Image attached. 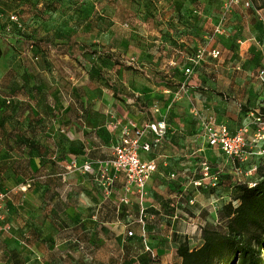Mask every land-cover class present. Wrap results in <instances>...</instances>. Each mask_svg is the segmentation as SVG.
Listing matches in <instances>:
<instances>
[{
    "label": "rangeland",
    "instance_id": "rangeland-1",
    "mask_svg": "<svg viewBox=\"0 0 264 264\" xmlns=\"http://www.w3.org/2000/svg\"><path fill=\"white\" fill-rule=\"evenodd\" d=\"M44 1L51 2L0 0V12L3 13L0 17V47L3 51L0 59V190L9 195L4 207L6 219L0 221L3 241L0 264H69L72 258L66 242L70 231L65 221L61 220L57 226L52 221L54 215L50 220L49 210L46 213L47 209L40 205L36 209L35 197L24 199L26 191L24 180L19 177V151L8 152V144L17 145L22 140L19 134L10 131L28 125L31 120L19 115L22 112L19 105L25 104L27 93L20 92L14 82L19 84L20 81L21 84L36 76L38 70L35 66L55 67L41 72L48 79L49 89L60 86L66 95L64 98L69 102L72 98L75 100V104H68L67 109L75 110L72 114L78 125L89 118L92 122L97 121L94 117L95 98L104 97L102 101L112 113L116 111L115 106L121 105L114 100V91L102 78L111 80L121 95L138 96L150 110L162 114L167 120L166 139L173 142L177 157L187 159L188 167L196 164L188 159L199 157V150L204 146L200 128L202 118L213 116L241 128L246 125L247 113L262 104L257 74L264 68V24L251 10L239 8L229 16L227 35L210 44V48L222 51L221 58L205 59L188 77L184 74L188 63L186 58L199 46L208 44L224 11L222 0H73L72 3L64 0L55 9L48 7L40 16ZM253 1L255 8H260L263 2ZM12 15L21 21L22 30L14 26L10 19ZM103 33H109L105 40L101 37ZM25 38L37 43L38 61L24 55ZM24 64L31 66L35 73H24ZM83 75L90 77V97L85 96V101L87 91L78 87L86 84L82 81ZM55 98L49 94L48 101ZM8 100L11 104L7 103ZM45 100L46 97H41V101ZM46 102H39L43 113L50 108ZM124 104L126 108L130 106ZM40 119L42 127L60 120L56 115H45ZM148 119L150 116L144 113L143 120ZM107 121L110 122L109 117ZM104 152L109 156L112 154L111 148ZM229 161H215L228 176L221 185L198 190L194 185L188 188L184 208L191 207L195 211L200 208L198 215H205V227L219 226V211L212 212V206L204 209L199 199L209 202L212 196H216L227 204L233 200L234 181H246L244 174L234 175L232 161ZM257 161L254 157L251 159V162ZM194 168V174L199 177L198 165ZM55 205L62 207L60 203ZM8 226H11L9 231L6 230ZM136 244L140 252L142 246ZM109 250L106 246H91L87 263L110 264L113 258L116 263L125 264L121 253L114 251L115 257H110ZM138 262L136 259L131 261L132 264H141Z\"/></svg>",
    "mask_w": 264,
    "mask_h": 264
},
{
    "label": "crops",
    "instance_id": "crops-1",
    "mask_svg": "<svg viewBox=\"0 0 264 264\" xmlns=\"http://www.w3.org/2000/svg\"><path fill=\"white\" fill-rule=\"evenodd\" d=\"M0 17H3L2 12H0ZM108 34L103 33L102 40H105ZM35 68L38 70L36 76L27 78L21 84L19 81L20 85L14 82L20 92L27 93V96H24L25 104L19 105L22 110L19 115L31 118V120L28 125L17 127L19 130L14 128L10 131L12 134H19V138L22 140L17 145L8 144L9 153L16 149L19 151V177L24 180L23 186L26 191L23 195L24 199L27 201L30 196L35 197V201L38 202L34 205L36 209L39 205L45 207L46 213H49L48 210L50 211V220L54 215L52 221L56 224L61 220L65 221L70 231L66 240L67 246L71 248L69 253L72 255L69 264H88L87 257L91 252V246H106L110 249V257H115L113 252L118 251L122 254V263L125 264H132L131 261L135 259L141 264H154L149 261V256L142 243H140L142 249L140 252L137 251L136 243L141 236L137 224L139 206L120 207V199L123 195L121 182L123 181L119 182L114 197L107 200L101 191L93 185L88 175L82 171L68 172V167L73 162L82 165L90 161L98 166L111 157L104 151L112 149V146L120 139V133L113 131L111 127L116 119L121 122L133 121L143 125L151 120V117L144 121V113L130 100L126 102L130 105L127 106L128 108L124 107V103H120L121 105L115 106L117 112L113 111L114 113H112L106 109L105 102L102 101L104 97H102V99L95 98L97 105L94 117L97 118V121L92 122L89 118L82 121L81 125L75 124L74 114H72L75 110L67 109L68 104H75V100L72 98L69 102L64 98L66 95L64 96V91L60 86L50 87V89L47 86L48 79L44 76L43 70H54L55 67L40 64ZM22 69L24 73L31 71L35 73L32 67L27 64H24ZM82 81L86 84H80L78 87L87 91V95H84L83 98L85 101V96L90 97L88 86L90 77L83 75ZM49 94L51 97H56V100L48 101ZM41 97H46L45 101L50 107L46 108V113H43V109L40 108L39 102H45L41 101ZM136 97L138 98V96ZM34 101H36L35 104ZM53 103L57 105H53ZM55 107L56 110H53ZM51 108L52 110H49ZM151 111L153 120L164 119L162 114L159 115L152 109ZM45 115H56L60 120H53V125L42 127L40 118ZM108 117L110 122L107 121ZM223 122L227 121L223 120ZM229 125L233 130H239L238 126L230 123ZM203 141L204 146L199 150L201 153L199 157L188 159L196 164L193 163L189 167L186 163L187 159L176 156L174 152L176 147L170 139L164 140L163 144L151 153H142L145 161H154L157 164V170L149 182L146 207L149 230L147 240L148 244L160 256L159 264H181V259L177 255V248L181 241L188 240L191 248H196L197 244L201 245L202 239L199 240V236L207 223L206 218L204 219L205 215H198L200 208L196 211L191 207L186 210L184 208L189 196L188 188L193 185L196 178V174L193 172L195 171L194 165H198L199 169V163L203 159L211 163L229 160L220 150L208 145L204 134ZM59 185L62 186L61 189ZM191 189L194 190L193 187ZM37 198L42 199L37 200ZM190 200L194 205L195 202ZM221 201L222 199H218L216 196H212L209 202L199 199V203L204 209L212 206V212L222 209L224 204ZM56 203L62 204L61 209L55 205ZM129 231H134V238L128 237ZM79 244L83 245V249L78 247ZM111 261L110 264H120L116 263L113 258Z\"/></svg>",
    "mask_w": 264,
    "mask_h": 264
},
{
    "label": "built area",
    "instance_id": "built-area-1",
    "mask_svg": "<svg viewBox=\"0 0 264 264\" xmlns=\"http://www.w3.org/2000/svg\"><path fill=\"white\" fill-rule=\"evenodd\" d=\"M239 8L242 10L253 9L258 20L264 24V10L255 8L253 0H225L223 14L214 27L213 34L208 40L209 44L199 47L195 56L188 59L189 66L184 70L186 76H192L196 68L206 58H221L222 52L219 49L210 48V44L216 38L227 35V20ZM11 20L16 23L19 22L17 16H12ZM38 59L36 57L33 60L38 61ZM258 78L262 80L264 86V70L259 72ZM182 92L183 90L178 95ZM195 115L198 116L197 113ZM249 119V123L235 133L231 132L227 125L219 123L213 116L202 118L200 123L210 147L223 152L232 163L247 164L253 157L257 159L264 157V116L259 112H251ZM111 127L113 131L120 133L119 141L112 146L111 157L98 166L90 161L82 165L73 162L69 165L68 172L82 171L84 174L93 177L107 200L114 197L118 182L123 181V195L120 199V205L127 207L139 206L137 224L141 237L146 251L154 254L147 240L146 200L149 196V182L157 170V164L154 161H145L142 153H151L163 143L168 134L167 121L166 119L150 120L143 125H139L133 121L121 122L116 119ZM201 170L202 177L194 182V186L198 189L217 187L219 176L207 160L202 161ZM258 170V165L253 164L249 171H244L238 167L236 173L238 175L244 174L246 178H249L254 176ZM250 186L254 187L255 183ZM8 196V193L0 190V210L3 209ZM0 220H4L3 215L0 216ZM6 230L9 231L10 226ZM134 235V231H129V237ZM1 242L0 238V244Z\"/></svg>",
    "mask_w": 264,
    "mask_h": 264
},
{
    "label": "trees",
    "instance_id": "trees-1",
    "mask_svg": "<svg viewBox=\"0 0 264 264\" xmlns=\"http://www.w3.org/2000/svg\"><path fill=\"white\" fill-rule=\"evenodd\" d=\"M50 1H51L50 3L45 1L41 3L43 5V8L40 11V16L45 9H48V7H52V8L54 7L55 9L64 0H50ZM222 1L224 2L225 0ZM68 2L72 3L73 0H69ZM259 9L264 10V0ZM250 10L253 11L255 14V11L253 9ZM196 13L198 14V11H196ZM12 16H10V19ZM18 21H19L18 23L14 21H12V23H15L14 26L22 30L23 24L19 19ZM7 30L11 31V28ZM24 43H25L24 55L27 58L32 59V61H35L33 59L36 57L39 58L37 43L34 40H31V38H25ZM208 44H205L204 46ZM198 48L193 53H191L190 56L186 58V61H188L189 58L195 56ZM2 57H3V51L0 47V59ZM210 59L213 58L210 57ZM213 60H217V59H213ZM188 66H189V61L187 63V67ZM124 67H126V69L129 70L132 69L129 66H124ZM261 70H264V68ZM261 70L258 71L257 79L259 80L261 85L262 104L260 105V108L252 109L247 113L246 116L248 120L246 122V125L250 121L249 115L251 112H259L261 115L264 116V86L262 80L258 78L259 72ZM102 80L105 81V85L110 90L114 91L113 98L115 101L120 103H125L128 100H132V102L139 108L141 112L148 114L151 117V120H153L154 118L153 112L150 110L147 104L143 103L137 97L131 98L130 95H126V96L121 95V92L119 91L118 87L111 80L105 78H102ZM7 103L11 104V100H8ZM216 119L219 123L227 125L230 128L231 132L233 133L237 132L238 129L233 130L232 126L229 125V123L223 122V120L218 118ZM244 126H242L241 128H243ZM241 128H239V130ZM19 142L20 141H18V143ZM204 160L206 159L201 160L199 163L200 176L196 177L194 179V182L200 180L202 177L201 164L202 161ZM257 160H258L257 162L250 161L247 164H240L238 162L232 163V166L235 170L234 175L236 176L238 175L236 173V169L238 167L242 168L244 171H249V169L252 167L253 164H257L259 170L254 176L246 178V181L240 179L234 181V184L232 185L233 200L227 204H224L222 209L218 212L219 226L215 228L206 226L202 229V243L200 246H197L196 248H191L188 240H184L179 243V246L177 248V255L181 259V264H264V253H263L264 252V157L259 158ZM208 162L211 164L215 173L218 174L219 176L218 186L221 185L222 181L225 179L224 177L227 176L225 169L221 168L220 166H217L215 163H211L210 161ZM89 177L91 178L93 185L96 186L99 189V191H101L98 184L93 180V177L91 176ZM252 183H255L254 187L250 186ZM121 184L123 185V182H121ZM195 189L198 190V188ZM6 201L7 199L4 202L3 209L0 210V216L3 215L4 220H0V221H5L6 219V212L4 210ZM120 207L123 206L120 205ZM46 217L48 218L49 216L46 215ZM10 230H11V226H10ZM148 235H149V230L147 228V238ZM134 237L135 235L129 238H134ZM138 243H142L145 249V245L143 243L141 236L138 240ZM2 244L3 241L1 242L0 247ZM149 246L154 253L151 254L147 252L145 249V252L149 256V261H151L154 264H159L160 256L155 252V250L152 248L150 244ZM78 247L83 249V245L81 246L79 244Z\"/></svg>",
    "mask_w": 264,
    "mask_h": 264
}]
</instances>
